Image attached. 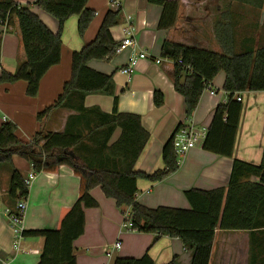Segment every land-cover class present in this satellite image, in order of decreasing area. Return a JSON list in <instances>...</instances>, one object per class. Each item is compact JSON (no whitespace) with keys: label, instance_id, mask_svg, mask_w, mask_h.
<instances>
[{"label":"crops","instance_id":"obj_1","mask_svg":"<svg viewBox=\"0 0 264 264\" xmlns=\"http://www.w3.org/2000/svg\"><path fill=\"white\" fill-rule=\"evenodd\" d=\"M27 6L39 19L56 33L54 18L36 5L35 0H12ZM112 0H88L87 8L94 18L83 37L77 33L78 16H72L64 25L59 64L50 68L39 83L38 93L30 98L26 94L27 84L19 81L0 85V126L9 122L16 127V136L30 142L40 131L61 133L70 115L68 109H53L43 119L37 116L52 106L61 94L65 82L71 77V54L91 43L100 24L109 10ZM117 1V0H116ZM119 23L110 29L112 39L120 43L128 34L135 40V51H144L150 57L141 60L128 77L121 73L131 54V49L114 55L108 60H91L88 67L99 73L112 75L114 94L118 97L120 113L140 116L142 127L149 133L135 170L152 174L163 168L161 153L178 124H192L197 130L207 131L215 108L226 104L228 94L223 91L225 73L220 72L211 83V95L205 90L190 117H186L184 99L174 90V64L160 56L163 42H172L188 47H197L217 54L224 51L216 36V26L223 31V40L235 51L264 46V7L259 9L237 0H178L174 25L165 30L157 28L162 9L147 0H119ZM1 60L0 71L14 73L26 57L22 47L19 27L14 20L4 26L0 22ZM160 60L159 64L155 60ZM162 95L163 103L155 107L153 95ZM240 113L232 158L219 157L202 149L198 142L178 164L176 172L162 181L152 183L137 181L136 201L148 208L170 207L189 209L184 192L190 189L212 190L226 188L233 159L258 165L264 146V91L244 92L240 95ZM114 98L88 95L86 108L97 107L104 113L113 110ZM120 134L116 130L110 143ZM8 169L0 164V264H36L42 251L43 239L23 238L20 252L12 249L13 233L6 213L15 208V201L8 197L12 168L24 179L33 170L31 164L19 157H12ZM28 190L24 230L56 229L59 211L72 206L78 194L79 180L67 166L57 173H35ZM252 182L256 178L251 177ZM98 206L86 209L83 235L74 242L76 264H113L116 258H141L148 254L154 264H191L193 249H187L176 238L161 237L156 242L154 234L120 231L122 214L127 209L116 207L114 200L106 198L99 188L90 192ZM264 218V207L261 211ZM119 242L121 248L111 256L106 247ZM23 250V251H22ZM209 264H264V227L251 231H223L216 229Z\"/></svg>","mask_w":264,"mask_h":264},{"label":"trees","instance_id":"obj_2","mask_svg":"<svg viewBox=\"0 0 264 264\" xmlns=\"http://www.w3.org/2000/svg\"><path fill=\"white\" fill-rule=\"evenodd\" d=\"M178 0H147L159 6L162 14L157 28H171L176 20ZM259 9L264 0H237ZM88 0H35L34 5L54 18L56 33L34 14L29 7L12 0H0V22L10 26L16 21L19 27L25 61L14 73L0 71V85L23 81L26 94L33 98L39 83L48 70L60 62L61 34L65 23L78 16L77 33L83 37L94 18L87 8ZM119 23V9L105 14L94 40L71 54V77L65 82L54 104L39 113L43 119L53 109H68L75 114L66 121L61 133L37 132L30 142L16 136V127L5 122L0 126V164H10L16 156L28 161L34 173L55 174L61 166L69 167L78 178L75 203L59 211L56 229L23 230L24 238L43 239L42 251L36 264H76L74 242L84 233L85 210L98 206L90 192L99 188L112 199L119 209H129L132 228L139 233L154 234L156 242L161 237L176 238L187 249H193L191 264H209L216 229L223 231H251L264 227L261 211L264 207V146L258 165L233 159L226 188L208 191L190 189L184 192L189 209L170 207L148 208L136 201L137 181L160 182L178 169V156L173 140L178 124L163 146V168L152 174L135 170L150 135L142 127L140 116L120 113L118 97L114 94L112 75L92 70L91 60H108L119 46L110 29ZM223 29L216 26V36L224 51L217 54L197 47L163 42L160 56L174 64V90L183 97L186 117L195 111L202 93L220 72L225 73L223 91L228 94L226 104H219L202 142V149L219 157L232 158L239 125L241 102L236 100L244 92L264 91V46L235 51L223 40ZM0 34V60H1ZM88 95L114 98L111 113L99 108H86ZM155 107L163 103L162 95H153ZM116 130L120 134L110 143ZM251 177L256 178L252 182ZM28 189L20 174L12 168L8 197L16 203L25 199ZM16 206V204H15ZM15 210V208H14ZM13 210V211H14ZM12 211V212H13ZM113 264H154L148 254L141 258H116ZM167 264H175L174 260Z\"/></svg>","mask_w":264,"mask_h":264},{"label":"built area","instance_id":"obj_3","mask_svg":"<svg viewBox=\"0 0 264 264\" xmlns=\"http://www.w3.org/2000/svg\"><path fill=\"white\" fill-rule=\"evenodd\" d=\"M110 6L117 10L119 9V3L116 0H112L110 2ZM136 42L135 40L128 34L120 43L119 46L115 50V55L123 53L127 49H131V54L127 59L126 65L121 69V73L130 76L136 67V65L141 60H147L150 57L144 51H135ZM156 64L160 63V60H155ZM210 92L211 95H214V92L211 91L210 88L206 89ZM236 100L241 102L240 96H237ZM206 132L203 130H197L193 128L192 124L183 125L174 136L173 146L174 151L178 156V164L181 162L182 158L185 154L194 148L198 142L204 139ZM35 173L32 171L26 178L23 179V182L27 189L29 190L32 181L35 178ZM27 210V201L26 199H20L15 206V210L13 212L6 213L7 220L9 222L11 231L13 233V241H12V249L15 252H20V242L23 240L22 232L24 230L23 221L25 217V213ZM120 231L127 232H135L132 228V215L130 210L127 209L122 214V222L120 224ZM121 248V244L119 242L114 243L112 246L106 247L104 250L107 256H111L114 251H118ZM23 251V250H22Z\"/></svg>","mask_w":264,"mask_h":264},{"label":"rangeland","instance_id":"obj_4","mask_svg":"<svg viewBox=\"0 0 264 264\" xmlns=\"http://www.w3.org/2000/svg\"><path fill=\"white\" fill-rule=\"evenodd\" d=\"M117 1L120 2L119 0H117ZM1 168H2V169H6V168L8 169V167H7L6 164H1Z\"/></svg>","mask_w":264,"mask_h":264}]
</instances>
